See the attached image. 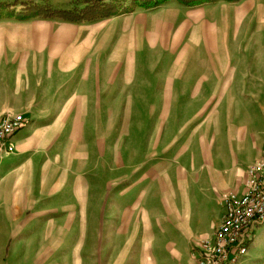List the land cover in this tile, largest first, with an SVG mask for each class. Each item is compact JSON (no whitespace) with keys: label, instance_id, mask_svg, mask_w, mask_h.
<instances>
[{"label":"rangeland","instance_id":"374dc122","mask_svg":"<svg viewBox=\"0 0 264 264\" xmlns=\"http://www.w3.org/2000/svg\"><path fill=\"white\" fill-rule=\"evenodd\" d=\"M77 1L34 3L67 10ZM168 2L122 13L131 0H109L115 15L86 22L33 17L106 23L92 40L94 31L80 28L65 40L75 74L61 79L59 92L54 86L56 101L37 107L25 99L19 78L6 88L0 75V118L25 120L12 154L0 164V264H120V189L131 188L134 172L168 145L183 142L190 154L245 119L250 104L264 107L260 22L248 16L217 22L213 14L210 44L195 26L199 31L187 43L186 17L175 7L138 14ZM6 13L0 14V70L5 51L24 45L33 29L8 22L17 16ZM253 260L264 264V247Z\"/></svg>","mask_w":264,"mask_h":264},{"label":"crops","instance_id":"0c3cea01","mask_svg":"<svg viewBox=\"0 0 264 264\" xmlns=\"http://www.w3.org/2000/svg\"><path fill=\"white\" fill-rule=\"evenodd\" d=\"M85 1L78 0L81 3L71 7L81 9ZM169 1L158 10L138 14L154 15L175 7L186 17L181 27L187 43L189 36L199 31L195 27H201L204 44H210L206 36L212 35L209 25L213 14L220 17L217 22L248 16L251 22H260L261 31L264 28V0L218 1L193 8H178L175 0ZM28 2L35 0H0V14H12L13 10L19 18L22 4ZM108 2L104 0V3ZM16 18L11 16L8 22L28 24L33 29L26 35L28 39L23 41L24 45H15L5 51L4 69L0 70V75L6 82L2 85L8 88L12 80L15 82V78H19L21 85L26 86L22 90L26 92L27 101L37 107L41 106V101L46 104L56 101L54 86L59 92L61 79L72 70L75 74L73 63L67 60L70 57L64 55L69 52L65 40L76 37L78 32L74 30L78 28L94 31L88 36L92 40L106 21L77 25L59 19L32 17L18 22ZM50 25L56 30L46 29ZM170 29L166 24L164 33H169ZM99 65L98 68L103 66ZM84 68L86 74L89 69ZM45 92L47 96H44ZM238 116L242 117V114ZM153 148L161 150L162 146ZM187 150L183 142L178 146L168 145L159 154L163 156L148 158L143 163L147 167L134 172L131 188L120 189V264H194V240L213 237L224 212L223 197L230 192L240 195L245 169L264 159V107L255 108L250 104L245 110V119L224 126L213 142L202 143L190 154ZM263 247L264 226L256 231L249 248L250 258L248 253L241 264H252Z\"/></svg>","mask_w":264,"mask_h":264},{"label":"built area","instance_id":"2783aa9c","mask_svg":"<svg viewBox=\"0 0 264 264\" xmlns=\"http://www.w3.org/2000/svg\"><path fill=\"white\" fill-rule=\"evenodd\" d=\"M25 127L21 115L0 118V164L14 150L13 138ZM224 215L212 238L193 243L194 264H241L257 229L264 226V160L245 169L243 192L223 197Z\"/></svg>","mask_w":264,"mask_h":264},{"label":"trees","instance_id":"16d2710c","mask_svg":"<svg viewBox=\"0 0 264 264\" xmlns=\"http://www.w3.org/2000/svg\"><path fill=\"white\" fill-rule=\"evenodd\" d=\"M169 0H131L130 6L120 9L124 13L127 9H132L133 6H156L161 5ZM179 4L186 7H194L202 4L214 3L218 1H226L229 3H236L240 0H176ZM111 7V3L105 4L104 0H86L83 8H73L68 10H52L50 8L39 7L34 2H28L23 4V9L18 13L20 19L43 17V18H60L72 22H86L94 19H103L109 17V15H115L117 12L108 10ZM112 8V7H111ZM130 9V11H131Z\"/></svg>","mask_w":264,"mask_h":264}]
</instances>
